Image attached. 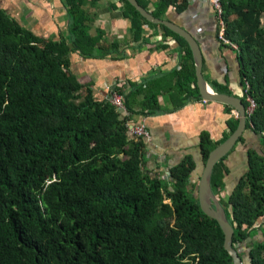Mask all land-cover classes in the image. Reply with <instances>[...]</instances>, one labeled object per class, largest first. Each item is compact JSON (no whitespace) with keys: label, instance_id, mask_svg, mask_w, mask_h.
<instances>
[{"label":"trees","instance_id":"16d2710c","mask_svg":"<svg viewBox=\"0 0 264 264\" xmlns=\"http://www.w3.org/2000/svg\"><path fill=\"white\" fill-rule=\"evenodd\" d=\"M63 1L75 51L93 57L115 50L95 51L88 34L92 22L83 7L99 0ZM136 1L156 19L186 6V0H155L161 8L152 12ZM119 2L134 32L146 25L181 46V66L193 85L185 99L197 94L187 44ZM220 7L225 38L237 46L242 88L255 103L244 131L257 136L258 148L246 151V168L226 196V160L242 134L214 164L209 187L233 228L242 264H264V0H220ZM71 50L66 41L34 37L0 12V264H233L222 230L199 210L196 188L208 153L235 131L238 118L231 115L218 142L200 133V173L185 156L166 179L147 169L146 139L130 131L135 115L160 110L156 95L133 85L126 96L115 85L110 96H121L122 109L96 100L70 70ZM135 94H143L137 110L130 105Z\"/></svg>","mask_w":264,"mask_h":264},{"label":"crops","instance_id":"0c3cea01","mask_svg":"<svg viewBox=\"0 0 264 264\" xmlns=\"http://www.w3.org/2000/svg\"><path fill=\"white\" fill-rule=\"evenodd\" d=\"M141 1L152 12L161 8L155 0ZM83 10L91 17L88 34L98 44L95 51L100 46L115 47L114 51H106L105 55L95 53L93 57L75 51L69 39L70 19L63 0H0V12L34 37L66 41L72 49L70 70L79 82L89 85L96 100L110 101V91L115 85L123 87L126 96L132 94L133 85L142 87L143 94L156 95L160 110L152 115H135L130 125H143L149 132L150 138L145 140L147 169L166 174L183 157L190 156L197 172L201 167L200 133H206L212 142L222 140L235 109L201 100L198 93L185 99L193 85L188 71L181 66V46L163 31L146 25L134 32L135 25L119 0H99L96 5H85ZM158 20L177 26L197 43L201 75L215 93L242 97L236 51L217 42V20L208 0H186L182 12L168 9ZM136 33H140L139 40L134 39ZM143 94L132 98L133 109L139 108ZM242 137L226 160L229 170L224 181L226 196L246 168V151L258 148L257 136L248 129Z\"/></svg>","mask_w":264,"mask_h":264},{"label":"water","instance_id":"95a60500","mask_svg":"<svg viewBox=\"0 0 264 264\" xmlns=\"http://www.w3.org/2000/svg\"><path fill=\"white\" fill-rule=\"evenodd\" d=\"M126 2L140 15V17L147 23L154 26H163L172 34L179 37L187 44L191 60L193 64V71L195 77V87L201 100L216 102L228 105L238 112V125L235 131L222 143L216 145L207 155L203 163L199 181L196 188V197L198 207L201 213L212 220H214L224 235V250L230 255L233 264H242L237 255V251L232 247L233 228L228 222L225 212L219 206L209 187V180L212 168L216 162L225 157L232 148L236 145L238 138L243 134L245 129V114L244 105L237 97L215 93L206 83L201 75V53L197 43L193 38L177 26L158 20L154 18L149 12L141 8L136 0H126ZM168 175V174H167Z\"/></svg>","mask_w":264,"mask_h":264},{"label":"built area","instance_id":"2783aa9c","mask_svg":"<svg viewBox=\"0 0 264 264\" xmlns=\"http://www.w3.org/2000/svg\"><path fill=\"white\" fill-rule=\"evenodd\" d=\"M209 5L211 6V9L215 15V18L217 20V33H216V40L219 43H223L225 45L230 46L232 49L237 51V46L235 44H230L229 41L225 38V23L223 20V11L222 7H220V0H208ZM244 80V85H245ZM246 86L242 88V96L245 100L246 106L244 107V114L245 118L248 117L253 109L255 108L254 101L246 94L245 90ZM110 102L113 106L118 108L119 110L122 109V100L121 96L117 94H112L110 96ZM232 116L234 118H238V112L236 110L232 111ZM130 131L133 136H142L144 139L148 140L150 138L149 132L145 129L143 125H134L130 127Z\"/></svg>","mask_w":264,"mask_h":264},{"label":"rangeland","instance_id":"374dc122","mask_svg":"<svg viewBox=\"0 0 264 264\" xmlns=\"http://www.w3.org/2000/svg\"><path fill=\"white\" fill-rule=\"evenodd\" d=\"M261 25H262V28H264V17H262V19H261ZM243 97V96H242ZM197 173H200V169L199 170H197ZM199 175V174H198ZM167 173H166V179H167Z\"/></svg>","mask_w":264,"mask_h":264}]
</instances>
